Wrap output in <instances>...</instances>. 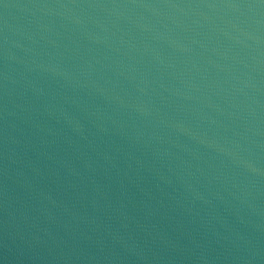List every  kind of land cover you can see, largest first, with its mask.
I'll use <instances>...</instances> for the list:
<instances>
[{
	"label": "water",
	"instance_id": "water-1",
	"mask_svg": "<svg viewBox=\"0 0 264 264\" xmlns=\"http://www.w3.org/2000/svg\"><path fill=\"white\" fill-rule=\"evenodd\" d=\"M0 264H264V0H0Z\"/></svg>",
	"mask_w": 264,
	"mask_h": 264
}]
</instances>
